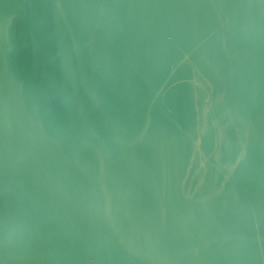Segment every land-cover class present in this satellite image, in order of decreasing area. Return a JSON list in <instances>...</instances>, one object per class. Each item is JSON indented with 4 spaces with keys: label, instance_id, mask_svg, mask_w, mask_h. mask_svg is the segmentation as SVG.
Segmentation results:
<instances>
[{
    "label": "water",
    "instance_id": "95a60500",
    "mask_svg": "<svg viewBox=\"0 0 264 264\" xmlns=\"http://www.w3.org/2000/svg\"><path fill=\"white\" fill-rule=\"evenodd\" d=\"M0 264H264V0H0Z\"/></svg>",
    "mask_w": 264,
    "mask_h": 264
}]
</instances>
